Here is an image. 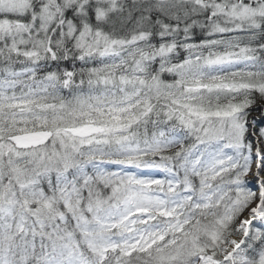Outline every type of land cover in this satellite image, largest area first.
Returning <instances> with one entry per match:
<instances>
[{
	"label": "snow or ice",
	"instance_id": "snow-or-ice-1",
	"mask_svg": "<svg viewBox=\"0 0 264 264\" xmlns=\"http://www.w3.org/2000/svg\"><path fill=\"white\" fill-rule=\"evenodd\" d=\"M0 264H264V0H0Z\"/></svg>",
	"mask_w": 264,
	"mask_h": 264
}]
</instances>
